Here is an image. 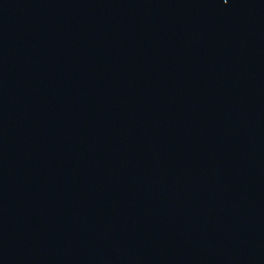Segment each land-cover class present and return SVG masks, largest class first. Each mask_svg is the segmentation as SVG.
<instances>
[{"label": "water", "instance_id": "obj_1", "mask_svg": "<svg viewBox=\"0 0 264 264\" xmlns=\"http://www.w3.org/2000/svg\"><path fill=\"white\" fill-rule=\"evenodd\" d=\"M0 264H264V0H0Z\"/></svg>", "mask_w": 264, "mask_h": 264}]
</instances>
